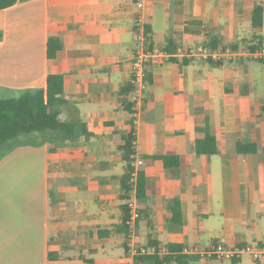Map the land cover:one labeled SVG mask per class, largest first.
<instances>
[{
    "label": "crops",
    "instance_id": "obj_1",
    "mask_svg": "<svg viewBox=\"0 0 264 264\" xmlns=\"http://www.w3.org/2000/svg\"><path fill=\"white\" fill-rule=\"evenodd\" d=\"M256 5L264 48V0H145L147 45L241 46L251 41ZM137 13L134 0H29L0 11V95L42 89L48 75H61L59 118L88 133L53 151L42 141L18 145L1 158L0 264H140L133 248L264 244V62L153 59L135 108ZM51 38L60 45L54 58L46 56ZM130 120L143 160L132 238L120 150ZM206 134L216 153L198 155L194 141ZM156 156L177 163L164 167ZM175 203L180 216L171 220ZM170 264L264 261L185 255Z\"/></svg>",
    "mask_w": 264,
    "mask_h": 264
},
{
    "label": "trees",
    "instance_id": "obj_2",
    "mask_svg": "<svg viewBox=\"0 0 264 264\" xmlns=\"http://www.w3.org/2000/svg\"><path fill=\"white\" fill-rule=\"evenodd\" d=\"M26 1L29 0H0V11L12 7L17 2ZM262 13L263 7L261 5H256L253 9L251 18V41L248 43L241 42L243 46H240V44H234L232 45L233 49H239L245 46L252 49L260 48ZM59 50V42L56 39H48L46 56L48 58H54ZM63 85L64 79L61 75L50 74L46 77L45 87L42 89L24 90L17 97L13 98H5L0 95V148L10 142H12V144H17L16 146L19 144H26V142L20 143L21 141H17L22 136L46 133L42 142L50 144V151H53V144L67 141L74 142L82 135L87 136L88 133L85 131V125L83 123L62 121L59 118L58 108L63 103ZM133 123V120L128 122V130L122 135L124 144L120 147V150L122 151V160L127 163V170H130V156L134 153L133 142L135 140V128ZM40 141L41 140L37 142ZM238 151L240 153L254 152V147L251 146L249 148V145H239ZM194 152L198 155L215 154L216 144L214 138L209 134H206L203 138L196 139L194 141ZM5 153L6 151L2 154ZM153 159L160 160L164 167H169L170 164L175 165L177 163L176 157L156 156L153 157ZM127 179L128 175L125 177V185L127 184ZM142 186L143 174L141 173V169H139L137 178L138 198L142 197ZM126 191L127 189L125 188V192ZM171 212V220H178L180 216L178 203H175L171 207ZM126 219L127 216L123 220V225L127 228L125 224ZM105 234L106 232H102L101 236ZM168 250L179 251L181 248L179 246H169ZM184 258L185 256H177L173 258L171 256L159 257L157 255H146L137 256L135 261L140 264H170L172 262H182Z\"/></svg>",
    "mask_w": 264,
    "mask_h": 264
},
{
    "label": "built area",
    "instance_id": "obj_3",
    "mask_svg": "<svg viewBox=\"0 0 264 264\" xmlns=\"http://www.w3.org/2000/svg\"><path fill=\"white\" fill-rule=\"evenodd\" d=\"M145 0H134L138 13L133 20V31L135 34L136 47L130 66L129 84L132 87V102L135 108L140 105L142 94L146 85V67L153 59H163L164 61L183 62L190 60L194 62H210L220 64L223 62H233L241 58L264 62V48L252 49L243 47L233 49L227 47H208L204 45L176 47L174 50H150L147 45L146 24L143 17ZM143 165V160L136 152L130 156L127 179V193L129 195L126 203L128 216L125 224L128 229V236L133 237L134 226L140 217L139 207L136 199L137 195V178L139 168ZM132 245V244H131ZM130 245V246H131ZM134 255L146 256L157 255L159 257L185 255H198L201 258H214L216 260H238L243 255L250 256L255 261H264V244L252 243L235 247H226L221 242H212L205 249L184 248L181 250L171 251L168 248H133Z\"/></svg>",
    "mask_w": 264,
    "mask_h": 264
},
{
    "label": "rangeland",
    "instance_id": "obj_4",
    "mask_svg": "<svg viewBox=\"0 0 264 264\" xmlns=\"http://www.w3.org/2000/svg\"><path fill=\"white\" fill-rule=\"evenodd\" d=\"M46 133H36V134H31V135H26V136H22L20 137L17 141H21L20 143H24L26 142V144H29V143H37V141L41 140L43 141ZM15 141V142H17ZM19 143V142H18ZM17 144H12V142L10 143H7L5 146L1 147L0 148V160L2 157H4L9 151L12 150V146H16ZM20 145V144H19ZM55 146V144H53ZM11 147V148H10ZM10 148V149H8ZM5 154H2L3 152H5Z\"/></svg>",
    "mask_w": 264,
    "mask_h": 264
}]
</instances>
